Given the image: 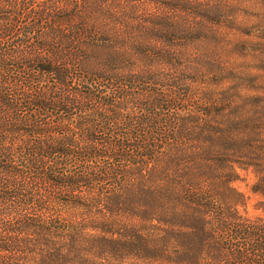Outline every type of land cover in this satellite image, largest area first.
<instances>
[{
    "label": "trees",
    "instance_id": "trees-1",
    "mask_svg": "<svg viewBox=\"0 0 264 264\" xmlns=\"http://www.w3.org/2000/svg\"><path fill=\"white\" fill-rule=\"evenodd\" d=\"M263 21L264 0H0V264H264Z\"/></svg>",
    "mask_w": 264,
    "mask_h": 264
},
{
    "label": "rangeland",
    "instance_id": "rangeland-1",
    "mask_svg": "<svg viewBox=\"0 0 264 264\" xmlns=\"http://www.w3.org/2000/svg\"><path fill=\"white\" fill-rule=\"evenodd\" d=\"M254 1H256V0H254ZM252 11H250V13H253ZM262 24H264V21L262 22ZM260 28L261 27H259V26L254 27L252 29V31H254L253 33L259 31ZM249 35H254V34L251 33ZM227 36L228 37H232V38H235V37H237V38L238 37H246V35H244L243 33H240L239 31H235V30H234V32L227 33ZM243 54H244V51H236V52H234V54L232 56V59L234 57L238 63H241V62H244V63L257 62V60L252 59V58H247L248 56H245ZM257 63H259V62H257ZM263 65H264V62H263ZM240 176H241V178L238 179L237 181H235L234 184L239 189L244 191L246 193V195L249 196L246 209L248 211V214H254V213L258 212L259 210H255L254 207H253V203L258 198V195L252 193L251 190H250V185H251V182L253 180V175H252V173L250 171L241 170L240 171Z\"/></svg>",
    "mask_w": 264,
    "mask_h": 264
}]
</instances>
